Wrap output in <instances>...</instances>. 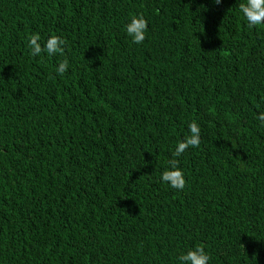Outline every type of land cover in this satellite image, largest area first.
Instances as JSON below:
<instances>
[{"label":"trees","instance_id":"1","mask_svg":"<svg viewBox=\"0 0 264 264\" xmlns=\"http://www.w3.org/2000/svg\"><path fill=\"white\" fill-rule=\"evenodd\" d=\"M244 2L0 0V264H181L197 245L264 264V25ZM35 33L64 55L32 56ZM193 121L200 146L173 157Z\"/></svg>","mask_w":264,"mask_h":264},{"label":"clouds","instance_id":"2","mask_svg":"<svg viewBox=\"0 0 264 264\" xmlns=\"http://www.w3.org/2000/svg\"><path fill=\"white\" fill-rule=\"evenodd\" d=\"M219 5L222 0H213ZM239 10L243 13L249 28L264 25V0H246L244 3L239 4ZM126 33L131 37L132 42L140 44L145 39V34L148 30V22L142 14L133 15L125 25ZM41 37L38 33L32 34L28 38V45L31 49L32 56H39L42 52H47L49 56L59 54L64 55L67 40L57 35H51L46 40L42 47L39 43ZM69 67V62L65 58L61 60L56 69L57 73L63 75ZM258 119L264 125V114H261ZM189 135L183 140L179 141L172 153L173 157H180L189 147L198 148L200 146V126L195 122L188 125ZM169 169L161 174V180L167 183L170 187L183 190L186 185L183 171L178 167L179 160L171 159L168 161ZM178 259L181 264H208L210 255L205 251L203 245H197L195 248H190L185 253H182Z\"/></svg>","mask_w":264,"mask_h":264}]
</instances>
